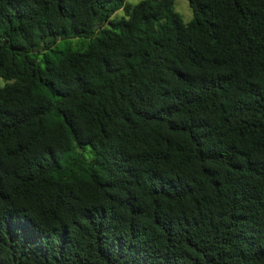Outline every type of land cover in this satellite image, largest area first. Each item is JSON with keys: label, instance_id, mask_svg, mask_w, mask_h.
I'll use <instances>...</instances> for the list:
<instances>
[{"label": "trees", "instance_id": "obj_1", "mask_svg": "<svg viewBox=\"0 0 264 264\" xmlns=\"http://www.w3.org/2000/svg\"><path fill=\"white\" fill-rule=\"evenodd\" d=\"M188 3L0 0V264H264V0Z\"/></svg>", "mask_w": 264, "mask_h": 264}, {"label": "rangeland", "instance_id": "obj_2", "mask_svg": "<svg viewBox=\"0 0 264 264\" xmlns=\"http://www.w3.org/2000/svg\"><path fill=\"white\" fill-rule=\"evenodd\" d=\"M138 1L139 0H129L130 3H137ZM174 6L175 10L182 16L185 22L192 19V10L189 6L188 0H175ZM118 13H121V11H119ZM80 42H83L84 44L82 45V43L80 44ZM87 44V39L71 40V45L73 48H81L83 46H86Z\"/></svg>", "mask_w": 264, "mask_h": 264}, {"label": "water", "instance_id": "obj_3", "mask_svg": "<svg viewBox=\"0 0 264 264\" xmlns=\"http://www.w3.org/2000/svg\"><path fill=\"white\" fill-rule=\"evenodd\" d=\"M95 28H96V26H95Z\"/></svg>", "mask_w": 264, "mask_h": 264}]
</instances>
